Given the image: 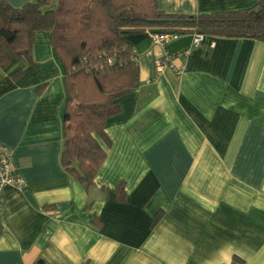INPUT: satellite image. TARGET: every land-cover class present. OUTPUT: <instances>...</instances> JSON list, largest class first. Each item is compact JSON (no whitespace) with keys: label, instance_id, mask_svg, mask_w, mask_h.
<instances>
[{"label":"crops","instance_id":"crops-1","mask_svg":"<svg viewBox=\"0 0 264 264\" xmlns=\"http://www.w3.org/2000/svg\"><path fill=\"white\" fill-rule=\"evenodd\" d=\"M156 1L197 15L258 0ZM193 39L125 35L139 82L105 120L89 186L61 164L65 66L50 33H35L31 64L0 67V143L24 182L2 190L0 264H264V37Z\"/></svg>","mask_w":264,"mask_h":264},{"label":"trees","instance_id":"trees-1","mask_svg":"<svg viewBox=\"0 0 264 264\" xmlns=\"http://www.w3.org/2000/svg\"><path fill=\"white\" fill-rule=\"evenodd\" d=\"M45 4L27 2L15 8L0 0V67L12 60L31 64L35 33H50L51 45L65 66L61 164L86 186L93 184L106 157L100 140L110 145L106 118L119 111L118 99L139 82V67L126 34L149 30L264 37V0L248 8L197 15L164 13L156 0H56L51 9H44ZM22 69H16L12 77L17 79ZM122 186L117 188L120 199ZM233 261L244 264L238 257Z\"/></svg>","mask_w":264,"mask_h":264},{"label":"built area","instance_id":"built-area-1","mask_svg":"<svg viewBox=\"0 0 264 264\" xmlns=\"http://www.w3.org/2000/svg\"><path fill=\"white\" fill-rule=\"evenodd\" d=\"M148 33L150 39L154 43L158 44H164L169 39L176 38L178 34L176 33H170V32H151L149 30H146ZM194 39V45L198 44L203 38L202 34L193 33ZM190 52V48L186 49L183 54H188ZM134 53V51H133ZM133 60H135V54L132 57ZM170 56L166 55L161 60H156V64L158 67H162L164 64H167L169 62ZM14 187L16 189H23L24 182L22 178L16 173L14 170L12 164H11V152L10 150L0 143V205L2 204V190L5 187Z\"/></svg>","mask_w":264,"mask_h":264}]
</instances>
